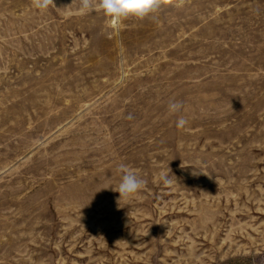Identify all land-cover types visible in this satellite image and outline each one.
<instances>
[{"label":"rangeland","instance_id":"374dc122","mask_svg":"<svg viewBox=\"0 0 264 264\" xmlns=\"http://www.w3.org/2000/svg\"><path fill=\"white\" fill-rule=\"evenodd\" d=\"M54 3L0 0V264H264V0Z\"/></svg>","mask_w":264,"mask_h":264},{"label":"clouds","instance_id":"9594fccd","mask_svg":"<svg viewBox=\"0 0 264 264\" xmlns=\"http://www.w3.org/2000/svg\"><path fill=\"white\" fill-rule=\"evenodd\" d=\"M186 3L187 0H76L78 14L87 15L100 12L113 24L128 19L143 21L152 18L157 20L163 10L169 8L182 10ZM32 6L42 13L46 12L50 6L56 8L54 0H32ZM183 108V102L170 100L167 105V112L169 115H177L182 112ZM132 118V114H129L128 119ZM187 124L188 120L183 115H179L176 126L183 128ZM117 172L120 173V182L112 190L119 193L118 201H130L145 188L146 181L127 164L121 163L117 168ZM157 179L165 185L173 183L169 172L166 170H161L157 174Z\"/></svg>","mask_w":264,"mask_h":264}]
</instances>
